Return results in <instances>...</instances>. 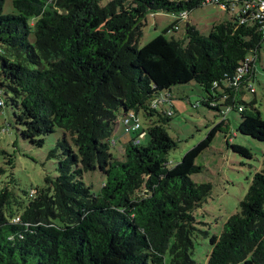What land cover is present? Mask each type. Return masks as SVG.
Listing matches in <instances>:
<instances>
[{"label": "trees", "instance_id": "1", "mask_svg": "<svg viewBox=\"0 0 264 264\" xmlns=\"http://www.w3.org/2000/svg\"><path fill=\"white\" fill-rule=\"evenodd\" d=\"M12 2L17 14H5L0 0V113L11 112L6 129L31 147L43 148L58 131L62 137L47 155L56 162L55 178L22 194L8 185L16 181L15 157L0 145V177L10 176L0 189V264H199L195 240L210 232L199 226L196 212L213 186L192 179L203 170L197 157L232 111L240 114L238 132L264 142L257 99H244L256 92L250 85L257 70L234 84L247 56L262 62L264 19L240 23L234 15L214 23L208 35L188 22L184 39L161 34L139 47L149 14L189 15L204 3ZM178 22L165 32L178 30ZM191 83L206 94L194 106L222 119L169 165L178 141L167 130L172 110L160 109L170 99L163 94ZM156 98L163 101L154 105ZM132 112L146 125L140 118V128L125 129L134 135L117 157L114 133ZM230 146L252 156L244 146ZM89 171L104 177L97 193L84 181ZM210 244L208 264H264V152L239 211Z\"/></svg>", "mask_w": 264, "mask_h": 264}, {"label": "rangeland", "instance_id": "2", "mask_svg": "<svg viewBox=\"0 0 264 264\" xmlns=\"http://www.w3.org/2000/svg\"><path fill=\"white\" fill-rule=\"evenodd\" d=\"M108 1L103 0L104 3ZM3 12L17 14L12 0H5ZM234 14L235 12H227L221 5L214 2L190 11L189 16L185 18L169 12L151 13L147 17L139 47H143L161 34L167 39L172 37L184 39L188 22L196 26L203 34L208 35L214 22L230 20ZM177 20H179L180 28L165 32ZM261 58L262 62L257 64V77L253 82L256 92L247 91L244 99L251 101L256 98L257 107L264 118V48ZM169 94L170 99L162 104L160 109L169 112L172 110L170 114L172 119L167 125V130L178 141V146L169 152L167 159L169 165H174L189 149L207 136L212 127L221 121L222 116L204 105L194 106L206 96L205 91L196 83L174 86L171 92L163 95L169 96ZM10 116L11 112L5 108L0 113V145L13 153L15 157L16 167L13 172L16 181L8 185L16 193L22 194V189L30 191L42 186L47 176L55 178L57 175L56 162L54 159H49L47 155L57 140L62 137V133L58 131L47 137L43 148L31 147L18 138L15 130L6 129ZM140 118L146 125L144 117L140 115ZM228 121L223 129L217 132L211 145L197 157L196 163L203 167L202 172L192 175L195 182H210L213 186L211 196L196 212L198 219L202 221L199 226L208 230L210 236L220 235L228 218L239 211L240 201L245 197L254 174L263 167L264 142L238 132L240 114L237 111L229 113ZM133 135L125 131L122 123L117 127L114 133L117 145L112 147L115 156L123 155L124 147ZM139 137L141 144L148 142V136L144 133H141ZM230 144L250 149L252 156L247 157L234 152ZM103 178L98 171H89L84 175V181L95 193L100 191L104 183ZM9 180L10 176L0 177V189L5 186L4 181ZM210 236H202L195 240L193 257L199 264H208L211 252Z\"/></svg>", "mask_w": 264, "mask_h": 264}, {"label": "built area", "instance_id": "3", "mask_svg": "<svg viewBox=\"0 0 264 264\" xmlns=\"http://www.w3.org/2000/svg\"><path fill=\"white\" fill-rule=\"evenodd\" d=\"M202 3L207 4L209 2H214L222 6L227 12L232 11L235 12V16L239 17L240 23H246L248 21V17H253L255 19H264V0H201ZM181 18H185L188 16L187 12L184 11L179 14ZM264 28V25H263ZM262 28V29H263ZM255 57L247 56L245 61L239 67V73L235 79L234 84L238 85L239 80L242 78L244 74L248 71L256 72L257 65ZM250 90L254 91V87L250 85ZM163 99L156 98L153 103L156 105L157 103H161ZM123 125L127 131H135L140 128V117L139 114L130 113L129 115H125L123 117Z\"/></svg>", "mask_w": 264, "mask_h": 264}, {"label": "crops", "instance_id": "4", "mask_svg": "<svg viewBox=\"0 0 264 264\" xmlns=\"http://www.w3.org/2000/svg\"><path fill=\"white\" fill-rule=\"evenodd\" d=\"M218 22H219V21H218ZM214 23H215V22H214ZM179 28H180V27H179ZM179 28H178V29H179Z\"/></svg>", "mask_w": 264, "mask_h": 264}, {"label": "clouds", "instance_id": "5", "mask_svg": "<svg viewBox=\"0 0 264 264\" xmlns=\"http://www.w3.org/2000/svg\"><path fill=\"white\" fill-rule=\"evenodd\" d=\"M189 16V15H188ZM179 27V26H178Z\"/></svg>", "mask_w": 264, "mask_h": 264}]
</instances>
